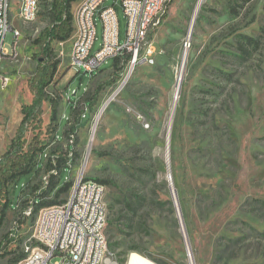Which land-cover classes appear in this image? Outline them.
Returning a JSON list of instances; mask_svg holds the SVG:
<instances>
[{
    "label": "rangeland",
    "instance_id": "obj_1",
    "mask_svg": "<svg viewBox=\"0 0 264 264\" xmlns=\"http://www.w3.org/2000/svg\"><path fill=\"white\" fill-rule=\"evenodd\" d=\"M51 1L41 0L37 19L25 23L18 16V0H11L13 24L20 34L7 33L0 63V156L16 134L23 107L32 102L28 83L40 62L35 40L50 24ZM79 3H72L73 14ZM105 3L117 9L124 42L122 0ZM97 21L94 50L102 40V23ZM242 34L260 42L249 57L238 48ZM150 38L159 51L155 63L137 65L115 92L89 155L99 109L129 64L116 74L110 59L89 73L71 64V36L53 41L60 63L40 121L27 132L28 141L37 135L47 157L53 151L69 156L62 183L71 180L74 185L80 176L108 180V207L130 189L147 196L134 228L112 227L109 232L106 227L118 264H127L132 251L156 264L153 258L163 264H191V259L193 264H264V0H173ZM97 90L89 107L88 99ZM51 99L58 103L57 132L50 124ZM74 123L78 128L71 141L64 131ZM72 150L78 152L73 160ZM46 178L42 160L41 169L10 185L6 197L12 206L0 239L16 230L8 246L15 253L0 258V264H8L32 239L39 211L31 206L24 214L21 207L26 199L32 203V187ZM71 189L60 199L66 200ZM24 215L25 223L19 226Z\"/></svg>",
    "mask_w": 264,
    "mask_h": 264
},
{
    "label": "built area",
    "instance_id": "obj_2",
    "mask_svg": "<svg viewBox=\"0 0 264 264\" xmlns=\"http://www.w3.org/2000/svg\"><path fill=\"white\" fill-rule=\"evenodd\" d=\"M106 1L80 0L71 35L73 64L89 73L116 57H122L123 64V57L127 55L126 64L135 63V69L139 60H150L154 64L159 51L150 37L162 24L173 0H122L127 18L124 42L120 40L117 9L115 5H106ZM25 3L26 12H22L21 18L30 23L35 21L39 9L33 8V0H25ZM11 9V0H0V63L7 33L12 31L14 37L20 34L9 19ZM98 18L102 23V40L94 50ZM147 20H154V28H147ZM137 51H144V58H137ZM126 77L123 76L121 82ZM70 138L73 141L74 135ZM105 192L104 184L78 177L65 201L39 210L32 239L24 247L26 255L17 264H118L106 235ZM55 257L59 259L54 261ZM190 261L193 264L192 259Z\"/></svg>",
    "mask_w": 264,
    "mask_h": 264
},
{
    "label": "trees",
    "instance_id": "obj_3",
    "mask_svg": "<svg viewBox=\"0 0 264 264\" xmlns=\"http://www.w3.org/2000/svg\"><path fill=\"white\" fill-rule=\"evenodd\" d=\"M75 1L77 0H52L48 5L50 24L40 32L35 40L36 44L40 47V56L38 57L40 62L28 83L33 95L32 102L23 107V118L16 134L11 139L5 152L0 156V231L7 222L8 211L12 206L10 199L6 197L10 185L19 183L24 178L41 169L42 160H45L47 178L42 185L32 187L33 201L32 203L30 201L28 203L27 199L24 200L21 207L24 214L26 209L31 206H33L34 212L37 213L42 207L65 201L64 199H60V196L68 193L73 186L71 180L61 182V176L67 168V162L71 161L69 156L53 151L47 157L46 147L39 140V137L35 135L28 141L27 132L31 128H34V124L40 121L43 103L48 98V87L53 81L60 63L59 59L54 56L52 42L55 40L64 41L72 35L74 20L72 3ZM166 17L167 13L164 14L163 19ZM240 38L238 40V48L243 57L251 56L253 51L260 46L257 38L243 34L240 35ZM123 58V64L122 57H116L112 61V66L116 74H120L124 69L129 56L127 55ZM99 91L97 90L94 96L88 99L89 107L95 104ZM71 96L73 97V92ZM50 103L52 109L50 124H53L52 131L57 132L58 103L55 99H51ZM77 128V124H72L68 130L64 131V135L71 137V135L75 134ZM53 140H56V136L53 137ZM99 154L105 155L106 152H99ZM72 155H74L73 160L78 157V152L72 150ZM38 156H40L39 159ZM142 170L143 173H148V169ZM91 179L105 186L110 183L106 179ZM147 199L146 195L139 193L135 189L122 192L120 197L115 198V205L113 203L108 207L107 225L110 227L109 232L112 227L120 229L122 226L127 227L129 225L134 228L135 218L138 217L139 211ZM153 201L157 205L163 204L161 200L153 199ZM25 219L26 215H24L22 220H19V226L25 223ZM15 233L16 230L10 236L4 235L0 239V258H4L10 253H15V251L8 250L9 244L14 240ZM132 250H137V248H132ZM25 255L26 253L24 251L19 252L14 257L8 258V264H17ZM153 259L157 264H163L159 260ZM124 261L126 259H121V263Z\"/></svg>",
    "mask_w": 264,
    "mask_h": 264
},
{
    "label": "bare ground",
    "instance_id": "obj_4",
    "mask_svg": "<svg viewBox=\"0 0 264 264\" xmlns=\"http://www.w3.org/2000/svg\"><path fill=\"white\" fill-rule=\"evenodd\" d=\"M40 2L41 0H33V8L34 9H39L38 13L35 15V20L37 19V17L39 16V12H40ZM18 16L20 18V20H23L21 18L22 16V12H26V3L25 0H18ZM9 19L11 20V23L13 24V13H12V9L9 12ZM23 22H25L23 20ZM147 28H154V20H147ZM17 31H19L18 28H16ZM137 58H144V51H137ZM140 63H146V64H152V62H150V60H139V64ZM71 64H73V59L71 61ZM128 69L125 72L124 76H127L121 83L120 85L113 91L114 94H112L109 98L106 99V101L101 105L99 112L96 116V122L92 128L91 131V135H90V146L96 136V132H97V127H98V123L99 120L101 119L102 115L105 112V109L107 107V105L112 101V99L116 96V93H119V91L123 88V86L126 85V83L129 81V79L131 78L132 73L135 70V63H128ZM179 90V88H178ZM177 90V91H178ZM112 92V93H113ZM90 149L91 147H89L88 149V155L90 153ZM104 217H108V211L104 210ZM36 225H37V221H36ZM127 264H156L153 260H151L150 258H148L147 256L137 252V251H132L129 256H128V260H127Z\"/></svg>",
    "mask_w": 264,
    "mask_h": 264
},
{
    "label": "water",
    "instance_id": "obj_5",
    "mask_svg": "<svg viewBox=\"0 0 264 264\" xmlns=\"http://www.w3.org/2000/svg\"><path fill=\"white\" fill-rule=\"evenodd\" d=\"M180 85H181V76H180L179 79H178V88L180 87ZM77 91H78V89H76V90L73 91V96H76ZM178 93H179V91H177L176 96L178 95ZM89 147H91V146H89ZM90 150H91V149H90ZM86 162H87V158H86V160H85V162H84V164H83V166H82V169H83V170L85 169Z\"/></svg>",
    "mask_w": 264,
    "mask_h": 264
}]
</instances>
